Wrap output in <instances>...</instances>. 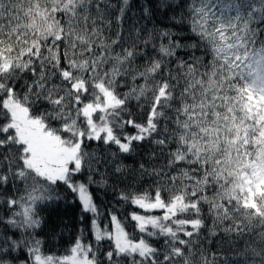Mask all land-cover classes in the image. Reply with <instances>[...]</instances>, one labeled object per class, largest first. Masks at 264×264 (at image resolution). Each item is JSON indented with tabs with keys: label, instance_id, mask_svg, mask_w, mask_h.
<instances>
[{
	"label": "snow or ice",
	"instance_id": "snow-or-ice-1",
	"mask_svg": "<svg viewBox=\"0 0 264 264\" xmlns=\"http://www.w3.org/2000/svg\"><path fill=\"white\" fill-rule=\"evenodd\" d=\"M134 6L0 0V264H213L201 250L206 229L243 237L259 227L264 244V0H146L142 18L153 27L146 37L136 28L125 47L121 31L109 39L105 29H123ZM163 17L169 26L156 24ZM128 76L144 83L121 93ZM35 104L45 105L39 115ZM93 140L116 146L111 159L85 151ZM146 142L156 146L147 161L118 162ZM102 165L117 179L154 178L153 190L121 199L163 210L131 216L155 243L130 238L115 214L114 231L97 223L89 187L106 182L107 172L94 179ZM85 170L87 182L77 180ZM21 183L27 195L17 198ZM61 184L93 214L96 244L111 242L103 260L79 239L70 254L42 252L37 204L60 199Z\"/></svg>",
	"mask_w": 264,
	"mask_h": 264
},
{
	"label": "trees",
	"instance_id": "trees-1",
	"mask_svg": "<svg viewBox=\"0 0 264 264\" xmlns=\"http://www.w3.org/2000/svg\"><path fill=\"white\" fill-rule=\"evenodd\" d=\"M115 2V0H113ZM135 5L131 8V11L127 13V19L124 21L123 29L118 28L115 24L111 28L105 29V36L109 39H115V34L118 31L122 32L124 36V46L129 47L135 37V29L143 28L141 32L142 37L147 36V29L153 27V23L143 19V13L140 5L144 4L146 0H131ZM179 3V0H176ZM178 10L179 12L182 11ZM113 19V17H109ZM156 24L160 27H167L170 21L166 18H160L156 20ZM179 31L178 28L174 29ZM185 38H189L190 34L185 29ZM158 44L159 41L157 40ZM139 50L144 51V45H138ZM121 49L116 48L115 51L119 52ZM151 53V46L147 49ZM154 55V53H152ZM182 54V53H181ZM146 65V59L138 57L135 66L140 70H143ZM143 80L133 81L131 76L124 77L121 80V86L118 91L126 93L132 87L142 85ZM87 102V101H86ZM45 105L35 104L32 108L34 115H39L44 110ZM132 111L136 113L135 118L139 121L143 117V113L135 108V101L131 104ZM2 120V118H0ZM55 126V123H54ZM127 134H135V130L131 127L124 129ZM154 144L144 143V145L137 149V153H133L131 156L125 157L120 155L118 162H122L129 169L135 168L136 161H147L150 151L155 148ZM115 145H106L98 141H87V147L85 151L89 153H95L96 155L104 156L111 159L110 153L115 152ZM163 157H159L153 161V163L162 164ZM107 172V179L102 184H92L89 187V191L93 196V200L98 207L97 221L100 224H104L110 220V216L115 214L121 221L125 231L129 233L130 238L138 240L141 237L147 238L150 242L155 243L154 238L146 237L145 233L139 232L136 227L137 223L131 219L133 213L142 212L130 200L126 201L121 199L122 193L142 194L145 191H151L154 189L153 177L145 175L143 178L130 181L127 177H120L118 173L114 174L111 165L100 166L99 173L94 174V179H100V173ZM89 173L85 170L84 173L78 174L76 179L81 182H87V176ZM20 183V182H17ZM31 182L29 181V184ZM57 193L61 197L58 200L45 201L43 204H37L41 218L44 220V224L40 229H36V236L41 240V250L44 254H51L55 256H63L70 254V249L75 245V242L79 239L84 244H91L95 247H99L100 251L96 253L97 257L101 260L104 259V252L110 249V241H102L100 245L96 244L94 239L93 230H91V218L92 213L84 214L81 212V204L77 196L71 193L64 185L55 186ZM31 189H29L30 191ZM40 192L34 193V195H40ZM20 195H27L24 190V185L20 184ZM167 194L165 193V196ZM28 203V201H25ZM19 211L20 209H16ZM4 206L0 204V214H3ZM84 215V220L81 222L80 217ZM210 225L211 221H207ZM151 230V227L149 226ZM215 236L211 235L206 229L203 232V245L202 251L205 252L209 260L213 261V264H264V244L258 236V233L262 231L261 228H255L251 233H246L243 237H238L235 233L226 234L219 229L216 230ZM159 246V245H157Z\"/></svg>",
	"mask_w": 264,
	"mask_h": 264
},
{
	"label": "rangeland",
	"instance_id": "rangeland-1",
	"mask_svg": "<svg viewBox=\"0 0 264 264\" xmlns=\"http://www.w3.org/2000/svg\"><path fill=\"white\" fill-rule=\"evenodd\" d=\"M135 205V204H134ZM137 208H139L137 205H135ZM140 209V208H139ZM142 212H137L136 214H141V215H153V216H162L163 215V210H154V211H151V212H145V210H143V209H140ZM132 216V215H131ZM136 222V221H135ZM97 223H98V221H97ZM137 223V222H136ZM99 225H100V227L102 228V229H109V230H112V231H114V227H113V225L111 224V221L110 220H108V221H106L104 224H100V223H98ZM93 233H94V231H93ZM82 242V241H81ZM83 243V242H82Z\"/></svg>",
	"mask_w": 264,
	"mask_h": 264
}]
</instances>
